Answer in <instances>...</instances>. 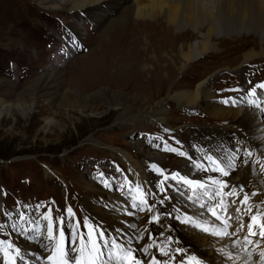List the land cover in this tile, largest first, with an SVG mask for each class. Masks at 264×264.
Listing matches in <instances>:
<instances>
[{
    "label": "rangeland",
    "instance_id": "obj_1",
    "mask_svg": "<svg viewBox=\"0 0 264 264\" xmlns=\"http://www.w3.org/2000/svg\"><path fill=\"white\" fill-rule=\"evenodd\" d=\"M121 9L103 20L107 22V18L120 16ZM48 11L31 0H0V110L2 104L14 107L11 113L0 117V256L7 257L6 264H9L12 249L20 246L18 239L25 242L21 243L22 248L27 250L29 246L41 251L37 252L40 256L44 253L40 243L48 237V233L44 234L47 226L43 223L42 230H38L39 219L49 223L45 217L57 222L63 218L70 224L75 213L80 217L87 209L112 219L115 214L104 212H109L110 205L118 208V203L125 199L119 189L128 183L144 196L135 183L129 181L123 157L120 159L116 154L118 150L127 154H130L128 150H137L143 157L132 156V160L143 172L151 176L154 173L157 178L183 171L179 165L189 163L185 160L189 150L198 158L205 152L213 157L212 151L194 144L209 142L210 146L219 141L220 128L241 127L243 122L227 118L229 121L220 124L207 116L204 106L219 104L226 116L234 110H246V103L239 102L243 100L240 96L249 90L248 83L252 79L258 83L264 81V56L256 57L250 64L242 63L246 52L258 51L260 45L264 47L262 36L256 33L222 39L220 44L215 42L220 52L210 51L185 63L183 53L187 51L180 50L179 46L197 41L191 29L180 31L169 27L168 32L176 38L165 36L169 44L175 45L168 49H145L141 45L138 50L121 49L113 36L111 40L99 37L107 24L96 25L89 14L82 12L84 15L79 16L65 9ZM127 27L128 24L123 30ZM145 38L142 34V41ZM181 67L184 69L180 72ZM235 68L237 70H233ZM57 73L59 79L52 77L50 86L33 92L42 80L38 78ZM209 77L212 79L207 89L211 95L214 90L218 97L214 103L210 99L207 104L187 110L184 105L169 100L160 128L150 122L123 125L115 122L120 108L133 114L140 109H150L180 91H194ZM215 77L221 83L216 82ZM103 90L105 96L99 94ZM260 105L247 107L251 108L249 113L260 110ZM199 138L205 139L203 143ZM228 140L231 143L223 146L226 156L218 170L226 169L235 153L236 136L231 135ZM139 141L151 146L149 152L163 160L161 166H152L153 173L147 168L151 158L140 151ZM206 167L214 169L210 165ZM200 178L205 177L196 179ZM162 181L160 179V183ZM138 199L130 203H142L143 200ZM175 203L180 206L176 199ZM22 208L25 211L17 214ZM69 208L72 214L68 213ZM139 209H135L138 217L145 215V208L141 213ZM86 215H82L85 220ZM22 229L31 231L34 237L27 239L20 235ZM150 237L151 234H147L136 238L133 244L139 248L143 240L148 241ZM2 243L4 248H1Z\"/></svg>",
    "mask_w": 264,
    "mask_h": 264
},
{
    "label": "bare ground",
    "instance_id": "obj_2",
    "mask_svg": "<svg viewBox=\"0 0 264 264\" xmlns=\"http://www.w3.org/2000/svg\"><path fill=\"white\" fill-rule=\"evenodd\" d=\"M31 1H33L36 5L42 6L43 8L49 11H59L65 9L77 13L83 12L89 14L91 18L95 19L96 25L98 24V26H102L104 24H107L105 28L102 27L103 30L100 33L99 37L111 40L113 36V38L121 44L119 45L121 49L138 50L137 47H140V45L143 46V48L145 49H149L151 47L168 49L169 47L175 45L172 43L169 44L167 40L164 39L165 36H167L166 38L171 39L176 38V36L168 32L169 27H174V29H179L180 31L181 29H183L184 31L191 29L193 31L192 36H195L197 41L194 43L179 46L180 50L187 51L186 53H183L185 63H190L191 61L196 60L201 55L210 51L220 52L221 50L217 48V45L221 43L222 39H229L231 37L237 38V36L239 35L242 36L244 34L252 32L254 34L256 33L262 36L261 39L264 42V0H130L129 2H126L128 0ZM122 1L125 2V7H122ZM119 9H121L122 11L120 16L116 15L117 17L112 19L107 18V22L103 20L108 17V15H115V13H117ZM127 24L129 25V27L123 30V28ZM110 28H112V31ZM256 29L260 32L256 31ZM108 31L111 32L109 33ZM142 34L146 35V38L144 39L145 41H142L141 39ZM215 42H217L218 44ZM259 56H264L263 45H260L258 51L250 50L246 52L243 57L242 63L243 65L247 63L250 64L252 63L251 61L253 59ZM183 69L181 67L180 72ZM233 70H237V68ZM52 77H58V73L55 75L53 74L49 77L45 76L43 78H38V81L40 79L42 80L38 84V87L33 90V92L37 90H42V88H45L46 86H50V81L52 80ZM210 79H212V77H209L204 81L200 82L196 86L194 91H178L179 93L174 94L172 97H167L163 100H160L150 109H140L139 111L133 114V112L129 110L120 108L118 109V114L116 116L115 122L118 125L126 124V122H150L155 126H159L160 124H162V121H164V116L166 115L167 111L166 107L169 100L184 105L187 110L193 109L194 107L202 105L205 102L207 104V101H209L213 97L207 89ZM105 93L106 91L104 92V90L99 91V94L102 96H105ZM242 99L243 100H240L239 103L241 104L242 101H244L247 107H249L250 105L256 106L261 103V105L259 106L260 110H253L251 113H249V108L246 107V110H234L231 112L230 116H228L229 114L226 116L225 111L219 108V106L217 105L207 104V106H204L203 111L207 114V116L209 115L215 120L217 119L220 124L221 122L226 123L227 121H229L228 119H240L243 124L241 125V127L235 126L234 128H220L221 135L223 136L219 135V141L213 143L210 146L208 145L209 142L204 145L194 144L196 146L201 147L202 149H208V152L212 151L213 153L210 154H212L213 157H211L209 153L205 152V154L201 158H198L195 156L196 153L194 154L192 150H189L190 152L188 151L185 159L188 160L189 163H182L181 165H183V167L181 168V170L184 171L183 173L193 174L197 172L196 170L206 167L208 165L214 168H219L223 166V159L226 156V153L224 151L225 149L223 148V146L227 147L228 144L230 145L231 142L228 140V137L231 135H235L237 143L233 146V150L235 151V153H237L236 148L240 147V150H242L243 154L246 153L247 157L245 155L244 161L240 168L242 169L241 171H239L237 174L229 173L226 171L228 175H226L223 179L228 180L229 177L232 176L230 178V183L233 186L235 185V187L237 184H240L242 187L245 188V190H247L249 195L253 196V199L256 201V203L260 204L259 201H261L262 199H259V197L264 198V96H262L261 94L257 96L245 95L242 96ZM13 109L14 107L12 105L4 104L3 106L2 104L0 110V117L3 116V114L11 113ZM249 110H251V108ZM242 130H245L246 132H242ZM199 139L202 140V143L205 140L202 138ZM220 140H223L224 143H220ZM139 143L142 145L140 151L146 157L151 158L149 159L150 165L147 168L153 173L154 171L151 170L152 166H154V164H156L155 166H161V164H164L163 162H161L163 160H159L160 157L150 153L149 149L151 146H147L144 141H139ZM118 151L120 152H116V154H118L120 159L121 156L123 157L122 160L123 163L126 165L127 175L131 179L130 180L128 178L129 181L141 187L142 190L145 191L147 196L155 195V197H153V200L148 201L149 206L153 205L152 210L150 212L147 211L145 215L139 217L133 216V220L131 221H125V219L118 218L116 216H113L115 218L112 220L109 219L112 222H118L122 219L124 223L129 224V228L126 229V231L119 229L120 231L126 233L127 239H130L126 242L132 244L123 248L121 245L122 242H117L118 245L116 248L122 250L120 262L121 264H123L124 262L127 264L130 263V261L135 258V255L144 252L145 248L148 247V244L150 249L151 247H153L152 249L156 247H165L166 250H170V252L174 253L175 260H178V255L180 253L185 254L186 251L188 252L189 249H192L191 255L196 256V258H198L199 255L200 257H203L210 261L211 264H246L241 263L243 261L240 258L232 257V254H235L231 252V250H233L234 248L232 245L235 244V240L226 239L222 240V242L219 244L218 241L220 240L216 238L207 237L199 234L196 230L188 229L190 225L196 222H198L199 227L208 228V230L211 229L208 227L207 224L202 221H198V218L195 219L190 214L183 219V225H179L183 229V232L181 234V229L177 228L172 221V219L174 218L172 209H166L165 207L171 205L172 207L174 206L175 208L183 210V212L187 211L188 209H184L183 206H177L175 203V199H172L170 201H168L167 199L166 201L163 200L165 194H163V192L161 191H164V188L167 187V185L161 184L163 181L160 183L161 178H157L154 173L151 176L148 175L146 172H143L139 167V164L132 160V156L139 159L143 157L137 150H128L130 154L124 153L121 150ZM204 172L207 173V170L205 168ZM222 174L223 173H221V175ZM241 175L242 177H240ZM233 192L235 193L236 190L233 189ZM136 198L138 199V197ZM141 200L142 199L140 198L138 199V201ZM144 201L147 205V200H143L142 203H129L128 207H131L132 209L140 208L139 212L141 213L144 208L146 210V205L143 204ZM159 203L161 204L159 205L158 212L162 211L165 213L164 217L162 218H160L158 216V213L155 212L156 204ZM108 207L109 212H104L106 215L113 214V212L116 213L114 205H110ZM97 211L98 210H96V212ZM90 214H92L93 217L96 218V220L100 221L103 219V217L101 218L99 216V213L93 214L90 212ZM194 214L196 215V213ZM151 218H155L154 225H151L150 223L148 225V222ZM181 220L182 219H180V222ZM136 221L139 222L138 225L135 224ZM101 222L105 224V221ZM43 223H45V225L47 226V223L44 219H39L37 221L38 230H42L41 227H43ZM66 224L64 223L62 225ZM105 226L107 227L106 224ZM13 229L14 231H17L16 227H14ZM187 230L188 232L186 235L184 234V232ZM19 233L20 235L27 237V239L34 237V234L31 231H28L27 229L21 230ZM47 233V230H45L44 234L46 235ZM143 233L144 235H150L151 233H153L154 238L150 237V240L148 239V241L143 240L142 246L137 248L133 244V242L136 238H140ZM160 233L165 236L161 237ZM48 237H45V241H47ZM45 241H42L40 243L43 252H45L47 248V244ZM53 241L58 242V235L55 232L53 234ZM181 248L185 250H182ZM129 250L133 254L131 259H129L128 257ZM32 252L35 255H39L38 253H40L41 251H36L33 248ZM167 256H170V253L166 255V258ZM6 258L7 257L0 256V259L3 262H0V264H6Z\"/></svg>",
    "mask_w": 264,
    "mask_h": 264
},
{
    "label": "snow or ice",
    "instance_id": "obj_3",
    "mask_svg": "<svg viewBox=\"0 0 264 264\" xmlns=\"http://www.w3.org/2000/svg\"><path fill=\"white\" fill-rule=\"evenodd\" d=\"M153 167H155V166H153ZM220 172L223 173V175H225V176L228 175V173H227L223 168H220ZM186 183L189 184V185H193L194 182L191 181V180H186ZM212 183H213V184H219V181H215V180H213ZM199 187L203 188L204 185H203V184H200ZM216 194L218 195L219 193H216ZM247 199H248V196L245 195V200H247ZM214 208H215V204L212 206V209H213V210H212V214H213V215H216L215 212H214ZM67 211H68L69 214H72V209H71V208H69ZM45 218H46V219H49V221H50V222L48 223V225H47V231H48V236H49V238H51L52 235H53V224L51 223V220H50L49 217H45ZM217 218L219 219V217H217ZM250 220H251L252 222H255V221L257 220V216H255V215H254V216H251V217H250ZM61 221H62V223L64 222V221H63V218H61ZM195 226L199 227V225H195ZM261 226H262V228H264V223H262ZM208 227H209V228H212V227H214V226L209 225ZM226 227H227V225H226ZM250 229H251V224H250ZM203 230H204V231H207L208 228H204ZM213 234H215V235H217V236H227V235H228V232H227L226 230H223V231L216 230V231H214ZM249 234H250V235H255L256 233H254V232H252V231L250 230ZM59 235H60V237H61V242H62V241H63V238H64V236H65V232H64L63 229L60 230ZM103 235H104V234L101 233V234H100V238H102ZM260 236H261L262 239H264V231H262V232L260 233ZM88 239H89L90 241L93 239V237H92L91 234H89ZM83 246H84V240H83V238H82V239H81V252H83ZM104 246L106 247L107 244H105ZM56 253L59 254V256L61 257V259H60V261H59V264H69V262H70L71 260H73V256H72V254H71V249L65 250V248L62 246V243L57 244V246H56ZM101 254H102L101 248L98 247V246H96L95 244H93V248H92V250H91V254H90V256H92L93 258H91V259L89 260V264H95L96 259H98L99 256H100ZM180 254L183 255V253H180ZM165 255H167V253H165ZM132 256H133V254H132V252L129 250V252H128V257H129V259H131ZM75 264H83V262H82L81 260H76ZM137 264H139V261H137ZM186 264H199V261L197 260L196 257H192V259H191L190 261H187Z\"/></svg>",
    "mask_w": 264,
    "mask_h": 264
}]
</instances>
